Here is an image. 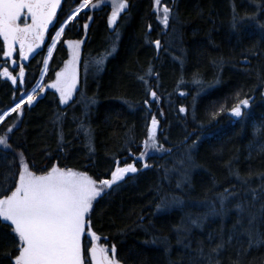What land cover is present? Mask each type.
Returning a JSON list of instances; mask_svg holds the SVG:
<instances>
[{
  "label": "trees",
  "instance_id": "trees-1",
  "mask_svg": "<svg viewBox=\"0 0 264 264\" xmlns=\"http://www.w3.org/2000/svg\"><path fill=\"white\" fill-rule=\"evenodd\" d=\"M127 1L115 31L104 15L91 25L81 83L67 103L49 88L0 123L8 138L0 179L22 163L38 175L56 165L102 179L117 162L135 163L138 171L97 198L91 214L99 245H114L120 264H264V0H161L159 12L154 0ZM40 68L23 86L0 76V113L32 87ZM242 99L249 106L234 117ZM153 116L163 152L143 157L148 167L141 169L136 158ZM221 195L226 214H213ZM197 218L201 227L191 224ZM7 243L0 241V264L14 251Z\"/></svg>",
  "mask_w": 264,
  "mask_h": 264
},
{
  "label": "snow or ice",
  "instance_id": "snow-or-ice-1",
  "mask_svg": "<svg viewBox=\"0 0 264 264\" xmlns=\"http://www.w3.org/2000/svg\"><path fill=\"white\" fill-rule=\"evenodd\" d=\"M154 3L159 12L161 0H154ZM111 5L112 12L108 20L110 26L116 24L120 13L128 7L127 0H111ZM60 7L61 0H0V37H3V44L6 46V50L0 46L3 55L12 57L15 51L14 46L18 43L19 57L27 60L29 54L34 52L44 40L49 25H53L55 30L54 18H56V24L60 23L57 18V9ZM95 7L97 4H94L93 0H81L68 19L72 20L83 10ZM170 11L168 6L163 7L162 22L165 26L169 23ZM22 17L23 24L20 23ZM29 20L31 23L28 22ZM83 27L87 29L88 24H84ZM64 31L63 26L55 31L51 46L47 49L49 58ZM81 43L82 41L79 40L67 41L68 47L72 50V59L65 64L62 71L56 72L55 81L48 85L49 88L59 92L60 103H67L73 92L77 90L76 62ZM155 44L159 49L160 41L156 40ZM43 64L44 71H47L48 60L44 59ZM151 72L150 68L148 75H151ZM0 75L10 79L13 84H17L18 79L21 82L24 81L25 67L19 66L18 77L13 75L7 67ZM140 79L147 84L145 77L142 76ZM194 82L199 83V81ZM150 95L153 100L156 99L155 91H151ZM35 99L33 94L21 93L18 100L14 101L10 112H20L25 104L31 105ZM144 103L148 104L149 101L145 100ZM248 106V99L240 100L231 108V115L241 117L242 108ZM184 111V108L180 109V112ZM8 115L9 111L0 113V123ZM158 123L153 116L147 131L148 139L144 141L145 151L136 158L137 160L146 156L149 148L157 149ZM12 130V128L7 129L9 133ZM7 139V136H0V145L7 146ZM144 167H148L147 163ZM137 171L135 163L125 161L122 167L117 162V166L111 171L110 178L102 179L99 176L94 178L86 172L73 171L71 168L56 165L51 166L50 170H44L43 174L37 175L30 170L28 163H22L18 173L14 172L10 178L0 179V241L7 239L8 243L4 246L14 250L4 254L8 264H120L116 258L114 245L109 249L96 243L101 237L92 230L91 214L97 198L108 195V190L114 191V186H119L118 182L124 181L128 174ZM17 174L18 181L15 179ZM176 199L173 198L174 201ZM227 199V196L221 195L219 210L214 206L212 213L226 214ZM235 208L239 213L244 212L242 204H236ZM254 220V216L250 217L249 226L245 229L250 242L256 236L253 230ZM191 224L195 227L202 226L199 218L191 220ZM236 224L243 227L239 219ZM86 234L90 238L88 243H84ZM223 246L224 242L221 241L212 251L216 252ZM201 254H203L202 250ZM209 259H211V253Z\"/></svg>",
  "mask_w": 264,
  "mask_h": 264
},
{
  "label": "flooded vegetation",
  "instance_id": "flooded-vegetation-1",
  "mask_svg": "<svg viewBox=\"0 0 264 264\" xmlns=\"http://www.w3.org/2000/svg\"><path fill=\"white\" fill-rule=\"evenodd\" d=\"M79 2H81V0H61V7L57 9V18L59 19L60 23L56 24V18H54L53 24L56 25L55 30L53 29V25H49V30L45 32L44 40L40 43L39 47L35 48L32 56L29 59V61L26 64L23 63V59L19 57V44L17 43L14 46L15 51H14L12 57H10V58L5 57L3 55V52H2V57H3L4 63L0 67V71H4V68L7 67L9 69V71L12 72L13 75L18 77L19 76V66L23 65L25 67L24 81L21 82L18 79L17 84L18 85L21 83L25 84L26 77L28 76V74L31 71L37 69V67L42 66V63H43L45 54L47 52V49H48L49 45L52 43V37L55 36V31H58L59 27L61 26V23L64 21L63 20L64 16L67 15V13L70 10H72L75 7V5H78ZM93 3L97 4V7L83 10L81 13L76 15L74 19L69 20L65 24V26H64L65 31L61 35L60 40H58L56 42V47L53 49V54L48 59L47 71H46L45 76L43 78V82L39 86L36 94L37 93L43 94L45 92V90L49 89L48 85L55 81L56 72H59L60 67L63 65L66 58L69 57L70 48L68 47V44H67L68 40L82 41L80 49H79V61L81 64V68L79 67L80 70L78 69V71H77V88L80 86L82 65H83L84 59H85V50H86L85 47H86V44L89 43L90 38H91V34H90L91 33V31H90L91 25L94 23V21H96V19L98 20V18L101 15H104L107 22L111 16V12L109 10V7L107 6V3L103 2V0H93ZM127 4H128V1H127ZM89 17L91 19H89ZM120 18H121V15H119V17L117 18L116 24L119 23L118 21L120 20ZM28 22L31 23L30 20ZM20 23L23 24V17L21 18ZM84 24H88L87 29H84V27H83ZM115 25H112V26H115ZM107 26L109 29L108 32L115 31V30H113L114 28H112V26L109 25V23ZM0 42H1V46H3V50H6V46H4L3 39L1 37H0ZM102 50L103 49H101L100 52ZM97 54L99 56V53H97ZM58 57H59V59L57 60ZM94 57H97V56H94ZM59 60H60V63L57 64L59 62ZM13 61H15V63H13ZM55 64H56V66H55L56 68L52 69ZM48 79L50 82L48 84H45ZM41 88H43L42 91H41ZM75 92L76 91H74L73 94ZM89 239L90 238H88L87 234H86V237L84 239V243H88ZM96 243L98 245L101 244L100 241H97Z\"/></svg>",
  "mask_w": 264,
  "mask_h": 264
},
{
  "label": "rangeland",
  "instance_id": "rangeland-1",
  "mask_svg": "<svg viewBox=\"0 0 264 264\" xmlns=\"http://www.w3.org/2000/svg\"><path fill=\"white\" fill-rule=\"evenodd\" d=\"M103 2H105V3H107V6L109 7V10H110V12H112V5H111V0H103ZM122 13V12H121ZM64 22H65V20L61 23V26H63L64 27ZM119 27V23H117L115 26H112V28H118ZM59 30V29H58ZM110 50H107L106 52L105 51H103L101 54H99V56H97V57H93L91 60H90V64L92 65V67H95V66H99L104 60H105V58H107L108 56H109V54H110ZM72 59V50L70 49V51H69V57L68 58H66V60H65V62L63 63V65L60 67V69H59V72L60 71H62L63 69H64V66H65V64L68 62V61H70ZM81 68V64H80V61H79V57H78V59H77V62H76V69H77V71H78V69L80 70V68ZM43 69H44V67H43ZM43 69H42V71H43ZM46 73V71H44V74ZM58 94H59V92H58ZM59 100H60V94H59ZM158 148V147H157ZM158 150H159V154L160 153H162L163 152V150H161V149H159L158 148ZM156 152V150L155 149H148V154L146 155V156H144V157H148L149 155H151V154H153V153H155ZM147 162V159H145V158H142V163H143V165L145 164ZM43 174V173H42ZM38 175V174H37ZM39 175H41V174H39Z\"/></svg>",
  "mask_w": 264,
  "mask_h": 264
},
{
  "label": "water",
  "instance_id": "water-1",
  "mask_svg": "<svg viewBox=\"0 0 264 264\" xmlns=\"http://www.w3.org/2000/svg\"><path fill=\"white\" fill-rule=\"evenodd\" d=\"M1 38L3 39V37H1ZM32 54H33V52L29 54L27 60H24V59H23V63H24V64H26V63L29 61V59H30V57L32 56ZM0 73H3V71H1ZM5 78L8 79L7 77H5ZM11 82H12V81H11Z\"/></svg>",
  "mask_w": 264,
  "mask_h": 264
}]
</instances>
